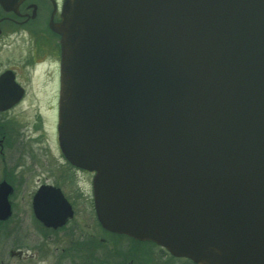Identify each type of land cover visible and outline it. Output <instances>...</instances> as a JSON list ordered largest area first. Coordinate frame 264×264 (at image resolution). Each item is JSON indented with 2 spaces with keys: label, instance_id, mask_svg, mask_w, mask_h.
<instances>
[{
  "label": "water",
  "instance_id": "water-1",
  "mask_svg": "<svg viewBox=\"0 0 264 264\" xmlns=\"http://www.w3.org/2000/svg\"><path fill=\"white\" fill-rule=\"evenodd\" d=\"M51 29L58 142L95 173L102 227L264 264V0H64ZM0 92L2 109L24 93L10 71Z\"/></svg>",
  "mask_w": 264,
  "mask_h": 264
},
{
  "label": "flooded vegetation",
  "instance_id": "flooded-vegetation-1",
  "mask_svg": "<svg viewBox=\"0 0 264 264\" xmlns=\"http://www.w3.org/2000/svg\"><path fill=\"white\" fill-rule=\"evenodd\" d=\"M63 4L0 0V77L12 72L24 90L9 109H2L6 95L0 92V189L5 184L0 195V264H193L152 242L104 229L95 208V174L71 165L62 154L57 131L60 37L51 25L61 21ZM5 39L27 45V68L52 69L54 105L29 124L13 114L27 91L19 66L14 61L6 66ZM48 131L54 145L48 142Z\"/></svg>",
  "mask_w": 264,
  "mask_h": 264
},
{
  "label": "rangeland",
  "instance_id": "rangeland-1",
  "mask_svg": "<svg viewBox=\"0 0 264 264\" xmlns=\"http://www.w3.org/2000/svg\"><path fill=\"white\" fill-rule=\"evenodd\" d=\"M3 43H5L3 50L5 53L6 66H10V61H14L16 66H19L21 83L27 91L24 102L13 112V114L18 115V120L22 123L29 124L36 114H44L50 107H52V105H54L56 87L49 80V77H51L52 74V69L51 67H45L43 70L37 72L33 71L31 68H27V65L24 62L27 45L21 40L16 41L15 39H5ZM10 47H15L17 49L9 50L8 48ZM12 51L16 52L12 53ZM11 58L12 60H9ZM48 124V127H51V122H48ZM48 132V142L51 145H54L52 135L50 134V131ZM15 156L16 153L11 159H15Z\"/></svg>",
  "mask_w": 264,
  "mask_h": 264
}]
</instances>
